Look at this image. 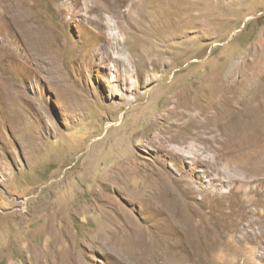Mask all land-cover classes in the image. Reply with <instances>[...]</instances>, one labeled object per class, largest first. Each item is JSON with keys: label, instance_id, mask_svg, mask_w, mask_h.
I'll use <instances>...</instances> for the list:
<instances>
[{"label": "rangeland", "instance_id": "1", "mask_svg": "<svg viewBox=\"0 0 264 264\" xmlns=\"http://www.w3.org/2000/svg\"><path fill=\"white\" fill-rule=\"evenodd\" d=\"M78 1L0 0V264H264L215 222L245 201L264 228V0H120L111 59L89 49L103 0ZM173 96L218 106L194 171L149 143ZM155 177L185 225L138 200Z\"/></svg>", "mask_w": 264, "mask_h": 264}, {"label": "bare ground", "instance_id": "2", "mask_svg": "<svg viewBox=\"0 0 264 264\" xmlns=\"http://www.w3.org/2000/svg\"><path fill=\"white\" fill-rule=\"evenodd\" d=\"M74 1L76 2L78 0ZM103 2L104 3L102 4L100 2L90 1V4L87 5V13L99 14V28L101 29L100 39L93 43L89 49L91 50V53L95 50L93 51L94 53H92V56L94 57H98L99 52L103 51L104 56L111 59L114 58L115 53L123 52L121 48L122 44H120L119 41L120 32H115L116 28L120 27V19L118 25H112L109 21L110 19L112 20V13L120 12V0H103ZM123 14L124 13H122V15ZM137 15L138 14H136V16ZM141 16L144 15L141 14ZM99 44L100 46L97 47ZM211 89L213 88L208 87L205 91ZM215 93L216 90L214 89L211 94L212 96L209 95L208 97L216 96ZM172 99L173 100L169 102L170 107L167 108L168 112L162 114V121L156 124L155 135L149 143L153 145L156 150L166 158V160L169 159L176 161L181 165L183 162L186 164L189 155V148L192 154L196 157L192 160V164H190V169L194 171L197 166L202 165V161H200L202 154L199 153L200 151H197L199 153L197 154L195 147L191 144L202 139L201 134H204L201 130V126H197L195 123L201 119V116L206 117L211 115V117L214 118L216 115L214 110L217 111L218 106L216 105V102L214 103L211 101V98L208 101L202 100L199 102H191L188 99H181V97L178 98L175 96H173ZM196 160L198 162H195ZM129 164L130 163L127 162L124 171H120L122 172V175L123 173L127 174L128 172V175L131 177L132 175H135L138 170L133 171ZM119 176L120 174L117 176V178H119L118 183L119 185L122 184L124 186L126 181L124 179L120 181ZM184 190L185 191L181 193L186 197V191L189 190L187 188ZM194 193L195 192H193V194ZM139 195L140 197L138 200L144 204L147 210L153 213L160 212L165 215V222L168 225L173 226L177 224L178 226H183L190 221L189 213H192V211L183 205L181 194H172L166 186L165 181L161 178H152L149 185L143 188ZM191 199H193L197 205L203 207L207 204L208 196H205L203 201H198V203L194 198ZM258 201L259 204L264 206V198L259 197ZM251 204V202L241 201V204H239V206L237 205V210L230 208V213L224 212L223 209L220 215H217V219L215 220L216 224L222 225L224 229L233 228V230L235 226L234 232L239 231L240 235H242L245 240L260 241L259 239H264V228L260 226L258 230L255 229V225L257 223L260 224V222L258 216L249 212ZM231 206L234 207V204H231ZM247 217L248 219L246 220ZM218 220H220V223ZM135 233L138 238L139 236L144 235L142 229H136Z\"/></svg>", "mask_w": 264, "mask_h": 264}]
</instances>
